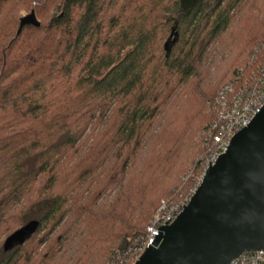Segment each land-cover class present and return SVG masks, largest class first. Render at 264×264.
Returning <instances> with one entry per match:
<instances>
[{"label": "trees", "instance_id": "obj_1", "mask_svg": "<svg viewBox=\"0 0 264 264\" xmlns=\"http://www.w3.org/2000/svg\"><path fill=\"white\" fill-rule=\"evenodd\" d=\"M30 13L40 26L17 35ZM239 15L210 74L207 48ZM263 62L264 0H0V264H118L187 194L183 166L200 174L219 89Z\"/></svg>", "mask_w": 264, "mask_h": 264}, {"label": "water", "instance_id": "obj_2", "mask_svg": "<svg viewBox=\"0 0 264 264\" xmlns=\"http://www.w3.org/2000/svg\"><path fill=\"white\" fill-rule=\"evenodd\" d=\"M24 26L39 27L33 13ZM169 54L170 45L166 47ZM29 221L5 239L4 253L36 232ZM264 250V106L210 166L189 203L134 264H230L244 252Z\"/></svg>", "mask_w": 264, "mask_h": 264}, {"label": "built area", "instance_id": "obj_3", "mask_svg": "<svg viewBox=\"0 0 264 264\" xmlns=\"http://www.w3.org/2000/svg\"><path fill=\"white\" fill-rule=\"evenodd\" d=\"M255 57H253V60ZM264 106V62L250 75H239L234 82L223 85L212 101L214 122L204 133L208 144L206 154L199 157L201 172L193 175V167L181 181L189 187L187 194L176 200L163 201L152 216L145 234L133 240L126 252L118 253V264H134L152 246L161 229L170 225L189 203L200 186L206 170L227 152L231 139L247 127ZM109 264V263H107ZM230 264H264V250L244 252Z\"/></svg>", "mask_w": 264, "mask_h": 264}, {"label": "rangeland", "instance_id": "obj_4", "mask_svg": "<svg viewBox=\"0 0 264 264\" xmlns=\"http://www.w3.org/2000/svg\"><path fill=\"white\" fill-rule=\"evenodd\" d=\"M259 2L261 3L262 0H259ZM241 17L242 15H239L237 18H235V20L231 24L230 29L207 48L205 64L206 67L209 69L210 74L214 75L216 72H223V70L226 69L228 61L231 60L232 55L234 53L235 44L237 43L236 35L239 33L238 31L241 26L239 24ZM192 165L193 163L183 166L182 172L179 175L180 180L186 173L189 172L190 168L193 167ZM42 235L46 237V233H43ZM51 235L57 234L53 233Z\"/></svg>", "mask_w": 264, "mask_h": 264}]
</instances>
